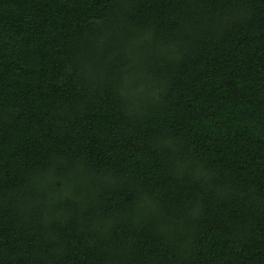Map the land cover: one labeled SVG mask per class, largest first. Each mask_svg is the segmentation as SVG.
<instances>
[{"label": "trees", "instance_id": "obj_1", "mask_svg": "<svg viewBox=\"0 0 264 264\" xmlns=\"http://www.w3.org/2000/svg\"><path fill=\"white\" fill-rule=\"evenodd\" d=\"M0 264H264V0H0Z\"/></svg>", "mask_w": 264, "mask_h": 264}]
</instances>
